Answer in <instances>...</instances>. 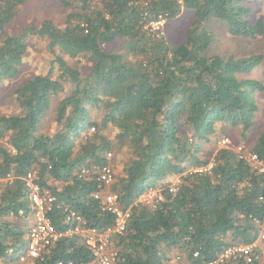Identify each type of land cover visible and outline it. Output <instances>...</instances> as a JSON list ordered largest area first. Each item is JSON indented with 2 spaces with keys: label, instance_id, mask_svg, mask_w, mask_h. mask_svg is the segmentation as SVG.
<instances>
[{
  "label": "trees",
  "instance_id": "obj_1",
  "mask_svg": "<svg viewBox=\"0 0 264 264\" xmlns=\"http://www.w3.org/2000/svg\"><path fill=\"white\" fill-rule=\"evenodd\" d=\"M55 1L69 9L63 25L44 20L11 33L26 0H0V90L19 75L30 38L45 40L53 56L47 74L13 87L18 115H0V139L7 138L0 140V180H7L0 184V262L12 264L25 246L28 173L55 198L48 216L58 232L77 226L67 221L70 213L86 228L111 226L112 215L93 198L105 187L79 178V171L106 166L107 154L122 147V170L106 187L130 210L125 234L113 240L116 264H166L172 251L188 264H205L231 244L251 243L256 228L249 217L264 223V175L229 144L210 161L198 155L216 124L238 127L243 140L252 130L255 95L264 86L247 76L264 64V54H208L213 38L205 25L216 20L233 37L257 39L264 22L252 21L249 7L257 0ZM182 10L193 12V22L183 41L170 46L151 23H169ZM81 60L89 64L84 74L68 63ZM52 105L56 127L47 134L39 127ZM247 151L264 163V125ZM178 175L171 193L167 186ZM157 185L161 200L138 202ZM90 259L77 234L57 240L39 264Z\"/></svg>",
  "mask_w": 264,
  "mask_h": 264
},
{
  "label": "rangeland",
  "instance_id": "obj_2",
  "mask_svg": "<svg viewBox=\"0 0 264 264\" xmlns=\"http://www.w3.org/2000/svg\"><path fill=\"white\" fill-rule=\"evenodd\" d=\"M251 8L250 19L255 21L261 18L264 22V0H257L254 4L249 5ZM69 13V9L64 8L58 4L55 0H26L25 4L21 7L18 17L12 24L10 32L20 31L25 25L33 24L40 26L44 20H50L56 25H63L66 15ZM193 12L188 10H182L180 14L169 23L163 22L159 26L160 34L163 36L165 42L170 46H175L183 41L186 32L191 27L193 22ZM157 29V30H158ZM205 29L212 35V43L208 48V54H221L235 55L236 57H247L253 54H264V35L253 40L239 39L229 35L226 31L224 24L211 20L205 25ZM47 42L43 39L32 37L28 40L29 50L25 56V59L20 67L19 75L12 81H4L0 90V115L13 116L18 115L19 110L13 100L12 89L20 81L32 78L34 76H43L51 69L50 60L53 58L52 54L48 50ZM112 49L120 52L117 45H112ZM68 63L74 66L75 69L81 71L83 74L88 70L89 64L84 60ZM53 68V67H52ZM58 75L56 69H53L52 78H56ZM261 82L264 86V64H260L251 71L247 76ZM65 94H60L63 97ZM255 100L258 106V112L255 115L253 127L248 135V139L243 140L241 138V131L237 128H231L227 125L216 124L215 134L209 137L208 143H202L199 158H208L212 160V156L215 154L218 148H221L222 141H228L230 147L237 148L239 146L248 150L249 146L255 142L257 136L262 132L264 125V91L255 95ZM54 105L47 113L46 117L40 124L39 130L43 133L50 134L55 130L54 123ZM90 115L97 119V112L90 111ZM98 120V119H97ZM226 127V128H225ZM89 134L93 133L92 130L88 131ZM109 133V131H108ZM112 133V132H111ZM114 134V132L112 133ZM227 134V135H226ZM3 142H7V138L4 137ZM249 144V146H248ZM125 150L116 148L111 152L110 161L108 165L113 169V172L117 175L123 167L125 161ZM211 164V162H210ZM210 167V165L208 166ZM7 181V180H6ZM5 180H0V184L4 185ZM180 176H173L169 184H178ZM3 186H1L2 188ZM0 188V191H1ZM154 192L158 195L161 193V186L157 185L153 188ZM104 193H109L108 189L103 190ZM153 199H151L152 201ZM155 201H152V203ZM113 248L118 251L114 245ZM0 264H2L0 262ZM166 264H188L184 258H181L176 251H172L168 256Z\"/></svg>",
  "mask_w": 264,
  "mask_h": 264
},
{
  "label": "built area",
  "instance_id": "obj_3",
  "mask_svg": "<svg viewBox=\"0 0 264 264\" xmlns=\"http://www.w3.org/2000/svg\"><path fill=\"white\" fill-rule=\"evenodd\" d=\"M163 22L164 20L160 19L157 22L151 23V26L154 29H158ZM221 143L223 146L229 144L225 140ZM234 150L238 153L240 159L245 161L258 174L264 175V163L255 154H251L241 146L234 148ZM106 157L110 159L111 154H107ZM193 171L200 172L201 169H195ZM79 178H94L98 187H107L114 182L115 173L107 164L98 170L81 169L79 171ZM22 181L28 194L30 206V212L28 214L29 224L24 236V249L18 254L12 264H39L40 261L50 254L57 240L63 236L77 234L80 236L81 243L90 253L91 257L88 262L83 264L117 263L118 251L113 248V240L125 234L130 218V210L120 207L116 194L104 193L103 190H96L93 193V198L98 201L101 211L112 215L113 223L111 226L103 230L86 228L85 222L80 217L74 213H70L67 221L73 219L77 222V226L65 233H60L52 225L48 216L55 202V198L51 195L50 191L40 186L33 173H28L22 178ZM177 185L173 184L167 187L171 193H174ZM151 199L155 202L161 200V193L157 195L153 189H149L138 199V202L144 205H150L152 204ZM259 201H262V198H259ZM249 219L256 228L255 239L248 244H231L225 247L215 260L205 264H225L230 261H241L243 264H264V223L257 218L249 217ZM9 252L12 253V250H9ZM67 264L73 263L69 262Z\"/></svg>",
  "mask_w": 264,
  "mask_h": 264
},
{
  "label": "clouds",
  "instance_id": "obj_4",
  "mask_svg": "<svg viewBox=\"0 0 264 264\" xmlns=\"http://www.w3.org/2000/svg\"><path fill=\"white\" fill-rule=\"evenodd\" d=\"M92 130V129H91Z\"/></svg>",
  "mask_w": 264,
  "mask_h": 264
}]
</instances>
